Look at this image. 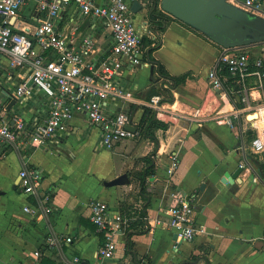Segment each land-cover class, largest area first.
Wrapping results in <instances>:
<instances>
[{
    "label": "crops",
    "instance_id": "1",
    "mask_svg": "<svg viewBox=\"0 0 264 264\" xmlns=\"http://www.w3.org/2000/svg\"><path fill=\"white\" fill-rule=\"evenodd\" d=\"M151 1L141 0L142 10L133 14L138 33L151 44H144L146 52L156 45L151 58L170 76L191 75L172 89L168 103L180 109L206 104L208 116L195 121L164 115L165 131L142 129L144 102L169 85L146 61L124 66L117 79L128 94V100L117 105L132 119L135 131L112 149L103 146L101 132L84 114L73 113L46 148L0 152V162L12 152L18 164L14 174L1 172L0 264H31L35 251L41 253L38 264H68L73 257L89 264H264V161L239 149L253 137L249 115L264 105V86L251 88L247 108L236 99L232 106H220L206 79L218 46L168 14L163 32H154L147 19ZM82 21L79 8L69 4L56 25L64 34L77 25L79 33L94 36L99 50L93 61L98 62L111 48L112 36L101 20ZM250 47L253 59L264 54V43ZM6 66L4 59L0 77L9 71ZM249 82L253 86L256 81ZM42 101L36 108L21 107L28 123L46 117L50 105ZM0 102H9L1 88ZM232 107L240 110L232 127L211 120L216 110ZM242 160L251 172L241 171L223 184ZM25 166L40 176L38 197L21 192L19 173ZM123 175L127 184L104 185ZM187 194L195 196L194 218L202 232L174 248L172 233L161 227L149 230L144 218L167 220L168 209ZM93 200L109 207L107 227L114 231L116 245L110 259L99 255L104 236L89 220ZM28 204L33 208L25 212ZM44 207L50 213L45 214ZM50 238L54 244H49Z\"/></svg>",
    "mask_w": 264,
    "mask_h": 264
},
{
    "label": "built area",
    "instance_id": "2",
    "mask_svg": "<svg viewBox=\"0 0 264 264\" xmlns=\"http://www.w3.org/2000/svg\"><path fill=\"white\" fill-rule=\"evenodd\" d=\"M133 0H0V63L5 59L7 71L0 77V88L10 90L16 97L18 109L7 110L8 103L0 102V152H24L30 148H46L51 140L63 130L64 124L73 113H82L90 125L101 132L102 144L112 149L121 140L131 136L127 126L132 119L119 109L117 102L128 100L127 92L117 79L124 66H141L146 63V48L143 36L135 27L131 4ZM251 15L264 18V0H227ZM75 4L82 20L99 19L109 29L112 46L106 56L98 61L93 57L99 50L94 36L78 32L79 26L72 27L68 34L59 31L56 21L65 6ZM82 21V22H83ZM16 77V80L14 79ZM256 82L251 86L249 80ZM208 87L220 102V106L234 105L236 99L243 107H249L251 88L264 86V54L253 59L249 46L224 48L218 46L215 63L206 75ZM3 80V81H2ZM48 101L50 109L42 121L28 123L20 112L37 98ZM144 108L151 113L165 116H181L200 121L208 105L195 108H178L155 95L144 102ZM249 109V108H248ZM251 109V108H250ZM240 110L222 108L214 112L211 120L228 127L233 126V117ZM249 121L253 137L248 144L239 147L264 161V105L250 113ZM175 155L172 158L175 159ZM245 173L251 169L246 160L239 162ZM21 192L37 196L40 176L27 166L19 173ZM46 200V199H45ZM193 194L181 197L167 211V220L146 221L149 230L161 227L175 237L174 248L181 242H190L202 232L194 218ZM29 204L25 212L32 210ZM90 222L96 232L104 236L99 255L104 259L113 257L116 245L114 231L108 229L107 203L93 200L89 204ZM45 214L50 213L44 207ZM69 243L71 238H65ZM55 239L50 238L49 244ZM39 251L32 254V263L38 264ZM68 264H89L85 259L73 257Z\"/></svg>",
    "mask_w": 264,
    "mask_h": 264
},
{
    "label": "water",
    "instance_id": "3",
    "mask_svg": "<svg viewBox=\"0 0 264 264\" xmlns=\"http://www.w3.org/2000/svg\"><path fill=\"white\" fill-rule=\"evenodd\" d=\"M140 1L133 0L130 7L133 14L142 10ZM158 5L162 12L200 32L217 46L231 48L264 43V18L251 15L227 0H160L154 7ZM4 95L9 100L7 110H16V97L10 90H4ZM42 100L39 97L24 107L36 108L43 104ZM127 130L133 133L135 128L127 126ZM241 171V167H237L228 181L223 178L221 182L228 185ZM128 182L123 175L104 185H125Z\"/></svg>",
    "mask_w": 264,
    "mask_h": 264
},
{
    "label": "trees",
    "instance_id": "4",
    "mask_svg": "<svg viewBox=\"0 0 264 264\" xmlns=\"http://www.w3.org/2000/svg\"><path fill=\"white\" fill-rule=\"evenodd\" d=\"M151 3H152V5L149 9L147 19H148L149 24L152 27V30L154 32L161 33L164 30V25L167 24V22L170 20V17H168L166 14L159 11L157 6L154 7V4L158 3V0H152ZM181 24H183V23H181ZM183 25L186 26L187 28H189L190 30L196 32L190 26L185 25V24H183ZM146 41L147 40L145 38H143L144 44H146ZM147 42L149 43V41H147ZM149 46H151L150 43H149ZM155 48H156V45L154 47L148 48V52L146 53L147 60L149 62H151L154 65V67H156V70L158 71V73L161 77H164V78H166V80L169 81V85H167V87L162 89V92L161 91L156 92L152 96H155V95L162 96L163 101L168 102L170 100V95H171L172 89H174L177 85L185 83V81L191 75H190V73H185V74L177 76V77L170 76L160 63L153 61V59L151 58L152 51L155 50ZM166 124H167V119L165 118L164 115H162V114H155L154 115L148 109L144 108V115H143V118L141 119L140 124H139V126L142 129L145 128L146 131H152V130L153 131H156V130L165 131L167 129ZM250 140H251V138L249 139V141ZM263 164L261 165V167L264 171V165Z\"/></svg>",
    "mask_w": 264,
    "mask_h": 264
},
{
    "label": "rangeland",
    "instance_id": "5",
    "mask_svg": "<svg viewBox=\"0 0 264 264\" xmlns=\"http://www.w3.org/2000/svg\"><path fill=\"white\" fill-rule=\"evenodd\" d=\"M18 168L16 155L12 152L8 153L5 160L0 162V179L2 178L1 172L7 173L10 170L13 171V174Z\"/></svg>",
    "mask_w": 264,
    "mask_h": 264
}]
</instances>
